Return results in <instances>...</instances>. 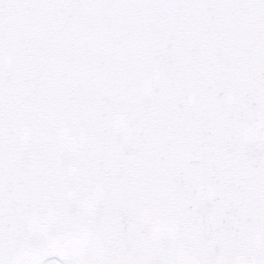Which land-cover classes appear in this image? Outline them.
<instances>
[{"label": "snow or ice", "instance_id": "6c2138e0", "mask_svg": "<svg viewBox=\"0 0 264 264\" xmlns=\"http://www.w3.org/2000/svg\"><path fill=\"white\" fill-rule=\"evenodd\" d=\"M0 264H264V0H0Z\"/></svg>", "mask_w": 264, "mask_h": 264}]
</instances>
